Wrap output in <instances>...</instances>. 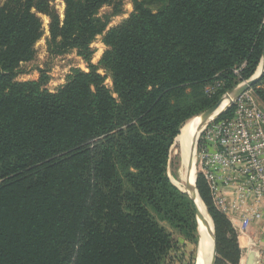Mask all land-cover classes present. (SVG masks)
Listing matches in <instances>:
<instances>
[{"label":"trees","instance_id":"16d2710c","mask_svg":"<svg viewBox=\"0 0 264 264\" xmlns=\"http://www.w3.org/2000/svg\"><path fill=\"white\" fill-rule=\"evenodd\" d=\"M62 1L63 17L52 0L0 7V264H172L184 256L176 235L199 243L194 202L168 174L172 146L256 73L264 0H132L111 28L122 0ZM105 6L112 13L100 16ZM39 14L51 53L76 50L88 67L56 92L44 78L17 80L42 38ZM100 35L107 49L94 64ZM252 88L264 102V75ZM197 188L216 264H240L238 235L202 173Z\"/></svg>","mask_w":264,"mask_h":264},{"label":"built area","instance_id":"2783aa9c","mask_svg":"<svg viewBox=\"0 0 264 264\" xmlns=\"http://www.w3.org/2000/svg\"><path fill=\"white\" fill-rule=\"evenodd\" d=\"M233 108L231 115L207 124L197 147L199 170L213 204L240 239L264 220V102L250 88Z\"/></svg>","mask_w":264,"mask_h":264},{"label":"rangeland","instance_id":"374dc122","mask_svg":"<svg viewBox=\"0 0 264 264\" xmlns=\"http://www.w3.org/2000/svg\"><path fill=\"white\" fill-rule=\"evenodd\" d=\"M6 1L7 0H0V7H2ZM122 1H123L122 13L118 16H113L111 18L109 28L123 24L134 11L132 0H122ZM52 5L55 7V9L61 15V17H63L64 10H65L64 2L62 0H52ZM111 13H112V7L105 6L101 9L99 15L105 16V15H110ZM39 16L43 20L42 38L35 45L36 54H35L34 59L29 62L21 63L19 68L16 70L17 75H18L17 80L22 81V82L31 81V80L38 81L44 78L46 82L45 87L50 92H56L63 85L66 84L67 77L69 74H71L73 69H81L83 71H88V67L84 59L77 54L76 50L69 51L62 55L51 53L50 48H49L50 19L46 15L39 14ZM102 37L103 36L101 35L98 36L96 40L94 41V43L92 44V47L95 51L93 59H92V62L94 64L99 63V60L101 59L103 53L107 49V46L102 41ZM99 72L101 74H105V71L103 69H100ZM106 84L109 87H112V81L110 78L107 80ZM224 96L225 94L221 97V99ZM198 154H199V149L197 147L196 176H198V174L200 173L199 163H198ZM181 167H182V159H181L180 148H179V145H177L175 141L171 149V155H170L169 164H168L169 177L175 184L177 182H181V177H180ZM176 185L180 188L178 184ZM176 237L181 241V244L185 243L183 238L177 235ZM199 241H200V235H199ZM238 241H239V238H238ZM187 243H188V246L186 245ZM187 243L183 244L185 247L187 246L186 251L188 253V256H186V259H187L185 260L186 264H190L189 263L190 261L189 253L190 252L193 255L192 264H197L199 243L197 246L192 245L189 242Z\"/></svg>","mask_w":264,"mask_h":264},{"label":"bare ground","instance_id":"6f19581e","mask_svg":"<svg viewBox=\"0 0 264 264\" xmlns=\"http://www.w3.org/2000/svg\"><path fill=\"white\" fill-rule=\"evenodd\" d=\"M263 70L264 62L260 64L255 75H259ZM233 98V94H225L215 114L209 115L205 112L190 119L182 127L179 136L176 138V143L179 145L182 159L180 171L181 182H177L176 184L192 197L197 208L200 235L197 264H213L215 256L214 223L204 201L200 198L196 186L197 141L201 131L210 121L231 104Z\"/></svg>","mask_w":264,"mask_h":264},{"label":"crops","instance_id":"0c3cea01","mask_svg":"<svg viewBox=\"0 0 264 264\" xmlns=\"http://www.w3.org/2000/svg\"><path fill=\"white\" fill-rule=\"evenodd\" d=\"M249 240H252L256 243L254 246H249ZM187 243V242H185ZM239 244L242 249V259L240 264H246L247 257L249 253L254 250L258 253L260 261L264 260V220L255 222L250 228L248 234L239 239ZM188 246V243L186 244ZM181 252L184 253L183 258H175L172 261V264H186L187 246L185 247L180 243Z\"/></svg>","mask_w":264,"mask_h":264},{"label":"water","instance_id":"95a60500","mask_svg":"<svg viewBox=\"0 0 264 264\" xmlns=\"http://www.w3.org/2000/svg\"><path fill=\"white\" fill-rule=\"evenodd\" d=\"M264 62V52H263V55H262V58H261V61H260V64ZM259 64V65H260ZM259 68V66H258ZM257 68V69H258ZM264 75V70L259 74V75H253L249 80L245 81V82H242L241 84H239L232 92H229V93H232L234 95V98L231 102V104L226 108L224 109L222 112H220L214 119L218 118L220 115H222L224 112H226L228 109H230L231 107L234 106L235 104V101L237 100V98L245 91L249 90L250 88L253 87V85H255ZM228 94V93H227ZM220 102L219 101L218 103H216L213 107H211L210 109L206 110V114H209V115H213L215 114V112L218 110L219 108V105H220ZM204 112V113H205ZM182 130V129H181ZM203 131V130H202ZM202 131L200 133V136L202 134ZM178 137V136H177ZM176 137V138H177ZM176 141V139H175ZM199 141V139H198ZM198 141H197V145H198ZM175 143V142H174ZM197 179H198V176H196V186H197ZM173 182V181H172ZM174 183V182H173ZM175 184V183H174ZM176 185V184H175ZM177 186V185H176ZM178 187V186H177ZM179 188V187H178ZM182 190V189H181ZM198 190V188H197ZM183 191V190H182ZM185 192V191H183ZM199 192V191H198ZM187 193V192H185ZM188 194V193H187ZM189 195V194H188ZM200 195V193H199ZM190 196V195H189ZM190 198L192 199V197L190 196ZM201 198V196H200ZM202 199V198H201ZM193 200V199H192ZM194 202V200H193ZM195 205V203H194ZM195 208H196V205H195ZM196 213H197V208H196ZM198 220V218H197ZM214 223V222H213ZM198 231H199V223H198ZM214 237H215V256H214V262L213 264H216V261H217V242H216V236H215V226H214ZM260 262V259H259V255L256 251L252 250L248 257H247V261H246V264H259Z\"/></svg>","mask_w":264,"mask_h":264}]
</instances>
